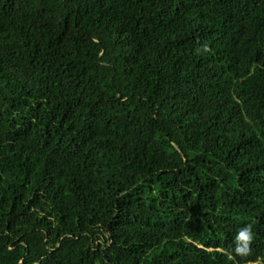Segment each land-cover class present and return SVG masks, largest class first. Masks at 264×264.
I'll return each instance as SVG.
<instances>
[{
  "label": "trees",
  "instance_id": "16d2710c",
  "mask_svg": "<svg viewBox=\"0 0 264 264\" xmlns=\"http://www.w3.org/2000/svg\"><path fill=\"white\" fill-rule=\"evenodd\" d=\"M258 256L264 0H0V264Z\"/></svg>",
  "mask_w": 264,
  "mask_h": 264
},
{
  "label": "clouds",
  "instance_id": "9594fccd",
  "mask_svg": "<svg viewBox=\"0 0 264 264\" xmlns=\"http://www.w3.org/2000/svg\"><path fill=\"white\" fill-rule=\"evenodd\" d=\"M234 242L236 247L234 252L237 256L247 257L251 254L250 245L253 242L252 226L248 225L238 231L235 236ZM253 264H264V257H257Z\"/></svg>",
  "mask_w": 264,
  "mask_h": 264
}]
</instances>
